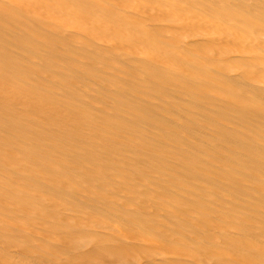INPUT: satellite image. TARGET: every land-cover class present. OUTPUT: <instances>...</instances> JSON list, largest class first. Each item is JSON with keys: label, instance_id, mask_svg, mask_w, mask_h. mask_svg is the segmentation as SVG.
<instances>
[{"label": "bare ground", "instance_id": "1", "mask_svg": "<svg viewBox=\"0 0 264 264\" xmlns=\"http://www.w3.org/2000/svg\"><path fill=\"white\" fill-rule=\"evenodd\" d=\"M0 264H264V0H0Z\"/></svg>", "mask_w": 264, "mask_h": 264}]
</instances>
